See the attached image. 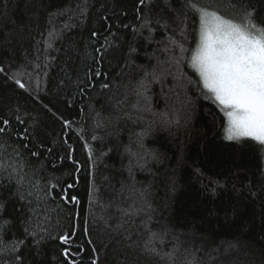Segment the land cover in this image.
Listing matches in <instances>:
<instances>
[{"label":"snow or ice","instance_id":"obj_1","mask_svg":"<svg viewBox=\"0 0 264 264\" xmlns=\"http://www.w3.org/2000/svg\"><path fill=\"white\" fill-rule=\"evenodd\" d=\"M55 16L68 19L50 18L42 62L0 61V264H253L239 241L162 224L137 171L157 159L153 133H187L211 106L222 140L258 148L259 179L232 185L234 215L243 199L264 206V0H80ZM111 154L127 164L101 175ZM194 174L213 197L228 190Z\"/></svg>","mask_w":264,"mask_h":264},{"label":"trees","instance_id":"obj_2","mask_svg":"<svg viewBox=\"0 0 264 264\" xmlns=\"http://www.w3.org/2000/svg\"><path fill=\"white\" fill-rule=\"evenodd\" d=\"M80 0H0V61L15 66L27 64L25 59L35 63L38 54L45 55L41 41L48 33L50 18L57 26H62L67 17L57 18L58 11L70 12ZM95 6V5H94ZM99 9L96 13L98 14ZM41 33H44L42 36ZM71 35V33H69ZM10 41V42H9ZM54 47L60 42L55 41ZM51 55H57L52 52ZM25 71L31 72L28 66ZM58 69L53 67L49 72V80L55 81ZM163 108V101L157 106ZM201 107L192 117L188 131H157L145 141L149 150L157 156L150 161V171H137V179L143 184L152 185L153 206L157 209V219L167 225L182 239H192L211 243L215 246L236 243L247 246V259L253 264H264V234L261 228V216L264 206L259 196L243 199L238 207L239 215H234L232 205L236 196L232 185L246 188L251 182L259 179L258 148L253 144L237 145L220 138L218 121L214 125L206 115L208 108ZM53 129V134L58 132ZM140 131V128H136ZM103 134V133H100ZM130 133L120 136L122 144L128 143ZM110 143H114L109 138ZM99 142L97 147L99 148ZM123 147L121 146V152ZM84 159L83 155H79ZM101 165L100 174L119 170L127 164L119 155L111 154ZM199 167L205 176L227 182L228 190L221 191L213 197L205 190L200 179L194 174ZM127 173H124L126 178ZM99 178V177H98ZM86 177H81L83 185ZM247 197V191L243 192ZM241 225L252 226L250 230ZM95 238V237H94Z\"/></svg>","mask_w":264,"mask_h":264}]
</instances>
